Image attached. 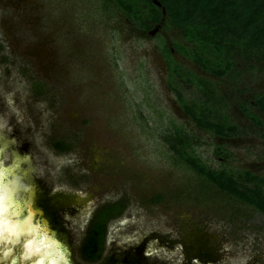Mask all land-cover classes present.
Returning a JSON list of instances; mask_svg holds the SVG:
<instances>
[{
	"label": "rangeland",
	"instance_id": "rangeland-1",
	"mask_svg": "<svg viewBox=\"0 0 264 264\" xmlns=\"http://www.w3.org/2000/svg\"><path fill=\"white\" fill-rule=\"evenodd\" d=\"M173 43L190 46L171 23L144 31L105 0H0V113L23 155L31 152L28 164L82 264L116 255L264 264V214L198 175L171 145L179 132L208 167L264 179V112L249 104L264 91V65L237 57L219 77ZM173 87L236 132L197 126ZM120 198L126 206L107 224L101 257L87 261L80 246L94 211Z\"/></svg>",
	"mask_w": 264,
	"mask_h": 264
},
{
	"label": "trees",
	"instance_id": "trees-1",
	"mask_svg": "<svg viewBox=\"0 0 264 264\" xmlns=\"http://www.w3.org/2000/svg\"><path fill=\"white\" fill-rule=\"evenodd\" d=\"M113 2L129 20L136 22L144 31L156 23L169 22L181 30L189 47L173 43V47L191 59L208 73L225 76L231 72L237 57H251L264 65V0H105ZM174 88V87H173ZM177 98L183 112L200 128L215 136L230 137L236 125L222 119L212 118L205 104H189L183 95ZM250 106L264 112V91L251 96ZM243 113L261 122L246 106ZM179 132L175 134L172 148L184 163L198 175L211 182L220 191L229 194L264 214V179L245 170L241 175L221 168L212 169L190 151V144ZM56 148L65 144L55 141ZM125 199L101 204L91 217L80 251L87 261L101 257L109 220L119 216L125 208Z\"/></svg>",
	"mask_w": 264,
	"mask_h": 264
},
{
	"label": "water",
	"instance_id": "water-1",
	"mask_svg": "<svg viewBox=\"0 0 264 264\" xmlns=\"http://www.w3.org/2000/svg\"><path fill=\"white\" fill-rule=\"evenodd\" d=\"M5 125L0 113V137L6 142L0 156V196L4 201V212L0 215V231L3 234L0 260L3 264H82L29 164L18 162L16 172L11 166L15 163L14 158L24 155L18 145L16 148L10 145L8 138L11 136L3 130ZM20 171H26V174ZM29 191L33 195L28 196ZM35 208L41 209L43 215H38L39 210ZM42 217L47 219L48 224ZM14 225L19 226L17 235H13ZM26 246L30 252H26ZM102 264L144 263L127 255H116Z\"/></svg>",
	"mask_w": 264,
	"mask_h": 264
},
{
	"label": "flooded vegetation",
	"instance_id": "flooded-vegetation-1",
	"mask_svg": "<svg viewBox=\"0 0 264 264\" xmlns=\"http://www.w3.org/2000/svg\"><path fill=\"white\" fill-rule=\"evenodd\" d=\"M3 130H5L6 132L8 131L9 132V134H10V136H11V138L9 137L8 139H9V141H10V145H12V147H14V148H16L17 147V143H18V137H17V135H16V133L14 132V130L12 131V129H11V127L9 128V126L8 125H5L4 127H3ZM4 138V137H3ZM5 139V138H4ZM0 140L2 141V138L0 137ZM1 145L2 146H0V156H1V153H2V149H3V147H5L6 146V142H5V140H3L2 141V143H1ZM15 152H16V150H15ZM17 156V155H16ZM15 160H14V164H12L11 166H14L15 167V172H16V169L18 168V162L19 163H21V162H27V163H33V160H32V155H31V152L29 151V150H26V154H25V156H23V157H17V158H14ZM37 165L38 164H34V169L37 171ZM21 172V171H20ZM21 174H23V175H25L26 174V171L24 172V171H22L21 172ZM16 177H17V173H16ZM29 194H28V196L29 195H33L32 193L33 192H31V191H29L28 192ZM33 198V197H32ZM31 198V199H32ZM36 210H39L38 211V215H43V211L41 210V209H38V208H35ZM42 220H45L46 222H47V224H48V221H47V219L46 218H44V217H42L41 218ZM55 233V232H54ZM20 239H22V238H20Z\"/></svg>",
	"mask_w": 264,
	"mask_h": 264
},
{
	"label": "snow or ice",
	"instance_id": "snow-or-ice-1",
	"mask_svg": "<svg viewBox=\"0 0 264 264\" xmlns=\"http://www.w3.org/2000/svg\"><path fill=\"white\" fill-rule=\"evenodd\" d=\"M0 179H2V176H0ZM4 212V201H3V197L0 196V215H2ZM19 232V226L18 225H14L13 226V235H17ZM3 239V234L2 231H0V241H2ZM26 252H30V248L28 246H26ZM0 264H3V261L0 260Z\"/></svg>",
	"mask_w": 264,
	"mask_h": 264
}]
</instances>
